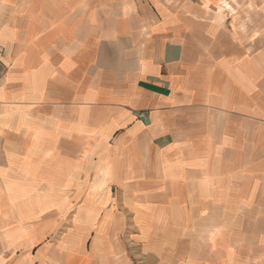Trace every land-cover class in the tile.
<instances>
[{
    "label": "crops",
    "instance_id": "0c3cea01",
    "mask_svg": "<svg viewBox=\"0 0 264 264\" xmlns=\"http://www.w3.org/2000/svg\"><path fill=\"white\" fill-rule=\"evenodd\" d=\"M34 18L33 37L0 34V264H28L77 199L108 258L123 210L167 231L254 192L235 172L264 151V52L185 0H59Z\"/></svg>",
    "mask_w": 264,
    "mask_h": 264
},
{
    "label": "rangeland",
    "instance_id": "374dc122",
    "mask_svg": "<svg viewBox=\"0 0 264 264\" xmlns=\"http://www.w3.org/2000/svg\"><path fill=\"white\" fill-rule=\"evenodd\" d=\"M57 1L0 0V34L10 26L12 38L33 37L35 14L51 12ZM84 1L99 0H72ZM185 2L205 10L212 22L222 20L220 29L226 38L252 42L253 46L245 45L249 50L264 52V0ZM261 93L263 98L264 89ZM250 161L239 163L235 173L237 183L254 192L229 197L228 202L192 204L182 227L162 231L153 229V224L146 232L134 213L123 210L122 233L108 240L118 247V255L113 252L108 258L100 249L102 241L97 245L95 235L87 238L79 233L81 229L74 223L81 206L77 199L70 208L74 213L54 219L56 232L29 254L28 264H264V151L252 154Z\"/></svg>",
    "mask_w": 264,
    "mask_h": 264
}]
</instances>
